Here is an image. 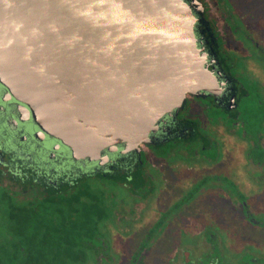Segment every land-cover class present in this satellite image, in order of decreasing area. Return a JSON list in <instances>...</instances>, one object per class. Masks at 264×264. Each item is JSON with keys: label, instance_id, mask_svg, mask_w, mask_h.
<instances>
[{"label": "flooded vegetation", "instance_id": "obj_1", "mask_svg": "<svg viewBox=\"0 0 264 264\" xmlns=\"http://www.w3.org/2000/svg\"><path fill=\"white\" fill-rule=\"evenodd\" d=\"M182 1L206 82L144 137L76 152L0 83V264H264V0Z\"/></svg>", "mask_w": 264, "mask_h": 264}, {"label": "water", "instance_id": "obj_2", "mask_svg": "<svg viewBox=\"0 0 264 264\" xmlns=\"http://www.w3.org/2000/svg\"><path fill=\"white\" fill-rule=\"evenodd\" d=\"M192 24L182 0H0V83L91 154L204 87Z\"/></svg>", "mask_w": 264, "mask_h": 264}, {"label": "rangeland", "instance_id": "obj_3", "mask_svg": "<svg viewBox=\"0 0 264 264\" xmlns=\"http://www.w3.org/2000/svg\"><path fill=\"white\" fill-rule=\"evenodd\" d=\"M248 23V21H247ZM261 251H263V254H264V247L261 248ZM262 259L264 260V256L262 257ZM234 260H236V257L234 256Z\"/></svg>", "mask_w": 264, "mask_h": 264}, {"label": "bare ground", "instance_id": "obj_4", "mask_svg": "<svg viewBox=\"0 0 264 264\" xmlns=\"http://www.w3.org/2000/svg\"><path fill=\"white\" fill-rule=\"evenodd\" d=\"M204 73H205V71H204ZM204 75H205V77L207 78V75H206V73H205ZM180 101H181V100H180ZM180 101H179V102H180ZM179 102H178V103H179Z\"/></svg>", "mask_w": 264, "mask_h": 264}]
</instances>
